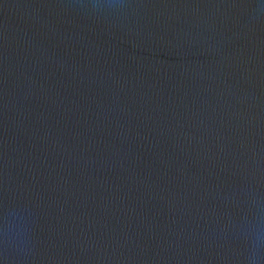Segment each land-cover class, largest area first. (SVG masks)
<instances>
[{
    "label": "water",
    "instance_id": "95a60500",
    "mask_svg": "<svg viewBox=\"0 0 264 264\" xmlns=\"http://www.w3.org/2000/svg\"><path fill=\"white\" fill-rule=\"evenodd\" d=\"M0 264H264V0H0Z\"/></svg>",
    "mask_w": 264,
    "mask_h": 264
}]
</instances>
